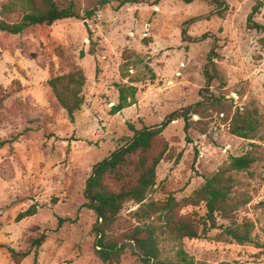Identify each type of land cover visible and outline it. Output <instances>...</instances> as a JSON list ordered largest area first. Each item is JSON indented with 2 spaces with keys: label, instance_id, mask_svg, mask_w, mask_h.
<instances>
[{
  "label": "rangeland",
  "instance_id": "374dc122",
  "mask_svg": "<svg viewBox=\"0 0 264 264\" xmlns=\"http://www.w3.org/2000/svg\"><path fill=\"white\" fill-rule=\"evenodd\" d=\"M224 1L227 10L217 15L208 0H55L59 7L72 5L80 18L30 26L19 34L0 30V140L7 141L0 147V264H17L10 250L29 252L18 264H107L96 256V218L83 196L92 166L132 135L128 124H159L200 101L201 93L218 101L202 117L192 115L188 131L182 119L163 130L151 154L165 152L145 202L171 195L181 214L203 215L204 204L181 200L230 156L252 152L256 161L236 175L238 192L249 198L236 217L252 221L253 241L238 244L213 229L180 244L196 262L264 264V32L246 26L257 1L262 4L253 20L264 24V0ZM11 2L0 0V21H20L22 9ZM92 9L91 17H83ZM190 19L195 20L185 25ZM183 29L185 36L207 37L190 41ZM214 40L223 87L218 80L207 87L203 77ZM75 71L86 78L84 103L70 121L47 80ZM128 78L138 80L132 83L136 102L112 115L116 84H129ZM252 108L260 117L256 137L232 134L234 114ZM136 161L130 156L120 169L119 185L135 183ZM107 182L119 186L111 175ZM32 204L36 213L17 221ZM138 206L132 200L123 204L106 239L141 224L134 217ZM40 234L45 239L35 250L31 240ZM163 236L162 256L173 258L179 242ZM135 252L127 246L119 264H142Z\"/></svg>",
  "mask_w": 264,
  "mask_h": 264
},
{
  "label": "trees",
  "instance_id": "16d2710c",
  "mask_svg": "<svg viewBox=\"0 0 264 264\" xmlns=\"http://www.w3.org/2000/svg\"><path fill=\"white\" fill-rule=\"evenodd\" d=\"M183 1L191 2L192 0ZM208 1L215 6L217 15H222L227 10L224 0ZM11 4L22 9V16L20 21L15 23L0 21V30L10 34H19L34 25H51L59 20L80 18L72 5L59 7L55 0H12ZM261 4V1H257L248 15L246 21L248 29L264 32V24H259L253 20V16ZM94 11L92 9L86 12L83 17H91ZM194 20L186 21L185 25ZM182 34L190 41L204 40L207 37L206 34L199 37L185 36L186 29L182 30ZM217 47L218 45L214 40L203 67V77L207 87L215 80L220 82V87L225 85L224 76L219 72L215 62L218 57ZM148 71L150 72V78L154 79V72L150 68H148ZM126 77L127 75L123 74V78ZM128 79L129 84H116L118 98L117 102L110 106L109 112L112 115L136 102L137 86L132 83L138 80ZM85 81L86 78L81 71L53 76L47 80L55 99L64 109L70 121H73L74 113L79 111L84 103L82 88ZM201 96L200 101L168 114L159 124L143 125L140 128H134L133 125L128 124L132 135L127 137L124 143L112 151L108 157L92 166L91 173L85 181L83 196L86 200V206L94 213L96 218L92 228L95 234L94 247L96 256L102 262L119 264L126 247L133 246L136 250L135 254L142 264H208L194 261L182 248L180 242L184 238L207 237V234L213 229H219L220 235L238 244L253 241L254 225L252 221L249 219L238 221L236 217L239 208L249 201V198L238 192L236 175L242 171H247L251 164L256 161V157L250 151L238 156H230L225 164L205 176L201 185L181 200L184 205L198 206L201 203L204 204L205 211L203 215L197 213L181 214L179 212V201L171 195L164 200L145 202L156 183V168L165 152V149H162L155 154H151L159 143L161 133L169 123L177 119H182L184 130L188 131L192 122V115L202 117L204 111L209 107H213L218 101V98L214 95L205 96L201 93ZM259 119L256 108L238 110L232 117L230 132L244 139H253L259 129ZM5 143L7 141L0 140V147ZM133 155L137 156L136 168L138 175L135 183L131 186L119 185L121 181L120 169L126 164L128 158ZM110 175L114 182L119 185L117 189H113L108 184L107 178ZM128 200H132L139 205L134 212V217L141 224L120 236L106 239L107 231L116 221L123 204ZM36 209V205L32 204L27 210L18 214L16 220L33 216ZM219 220L222 222H219ZM160 236L179 242L180 246L173 258L162 256ZM44 239V234L36 236L31 240V247L36 250L44 242ZM28 254L29 252L18 253L10 250L11 258L17 264ZM215 264L245 263L222 261Z\"/></svg>",
  "mask_w": 264,
  "mask_h": 264
}]
</instances>
